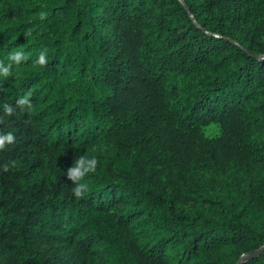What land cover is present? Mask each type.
<instances>
[{
	"label": "trees",
	"instance_id": "trees-1",
	"mask_svg": "<svg viewBox=\"0 0 264 264\" xmlns=\"http://www.w3.org/2000/svg\"><path fill=\"white\" fill-rule=\"evenodd\" d=\"M14 50L0 116L28 92L33 110L0 124V264H238L264 245V0H0V61ZM80 155L99 165L77 200Z\"/></svg>",
	"mask_w": 264,
	"mask_h": 264
},
{
	"label": "clouds",
	"instance_id": "clouds-1",
	"mask_svg": "<svg viewBox=\"0 0 264 264\" xmlns=\"http://www.w3.org/2000/svg\"><path fill=\"white\" fill-rule=\"evenodd\" d=\"M47 18V12H42L40 14V19L44 20ZM7 59L10 61L7 65L3 61H0V78L7 79L13 75V63L20 65L22 61H27L29 56L23 51L14 50L8 54ZM36 65L47 66V50L41 52L38 56V59L34 61ZM17 79L20 78L19 69L16 73ZM32 93L28 92L24 96L18 98L15 101V105L4 103L3 112L4 115L0 116V124L4 123L5 117H11L17 113L19 109L20 113L31 112L33 110V103L31 100ZM16 140L13 132L8 131L4 132L0 130V151L4 150L7 145L14 144ZM96 150L93 149V152ZM99 165V159L92 155L91 157L80 155L74 160V163L71 167L67 169V177L72 181L73 187L71 189L72 194L77 200L84 198L90 191L91 187L89 183L85 181V177L90 173L95 174ZM18 166L16 160L10 161V163H5L3 165V171L7 172L10 168H15Z\"/></svg>",
	"mask_w": 264,
	"mask_h": 264
},
{
	"label": "water",
	"instance_id": "water-1",
	"mask_svg": "<svg viewBox=\"0 0 264 264\" xmlns=\"http://www.w3.org/2000/svg\"><path fill=\"white\" fill-rule=\"evenodd\" d=\"M263 252H264V245L261 248L255 250V251H252V253L244 255V257L242 259H240L238 264H241L242 262H246V261L252 260V258L258 257L261 254H263Z\"/></svg>",
	"mask_w": 264,
	"mask_h": 264
},
{
	"label": "rangeland",
	"instance_id": "rangeland-1",
	"mask_svg": "<svg viewBox=\"0 0 264 264\" xmlns=\"http://www.w3.org/2000/svg\"><path fill=\"white\" fill-rule=\"evenodd\" d=\"M212 131H213V132H217V129H216V128H214V129H212Z\"/></svg>",
	"mask_w": 264,
	"mask_h": 264
}]
</instances>
